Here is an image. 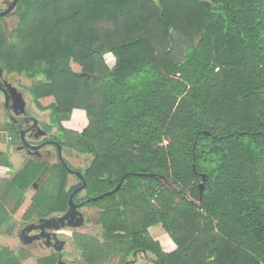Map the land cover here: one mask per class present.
I'll return each mask as SVG.
<instances>
[{"label":"trees","instance_id":"1","mask_svg":"<svg viewBox=\"0 0 264 264\" xmlns=\"http://www.w3.org/2000/svg\"><path fill=\"white\" fill-rule=\"evenodd\" d=\"M21 7L17 27L0 25V65L42 77L29 91L60 131L75 110L85 113L87 126L58 143L93 156L87 191L123 178L111 195L121 196L115 215L108 207L99 214L107 236L128 237L118 241L123 255L142 247L172 263L146 237L160 225L181 263L264 264V0H19ZM174 36L188 42L180 57ZM46 97L54 102L42 107ZM57 167V192L41 194ZM52 169L32 156L11 181L22 193L39 187L32 206L49 199L45 216L64 210L74 189L65 192L60 163ZM129 211L138 217L131 229ZM12 256L0 249V264Z\"/></svg>","mask_w":264,"mask_h":264},{"label":"rangeland","instance_id":"2","mask_svg":"<svg viewBox=\"0 0 264 264\" xmlns=\"http://www.w3.org/2000/svg\"><path fill=\"white\" fill-rule=\"evenodd\" d=\"M12 0H0V11L4 10L9 3ZM24 11V7H21L18 10H14L12 13H10L8 16H6L3 20L0 21V25L5 28L6 30H13L15 27L19 24V14ZM187 39L185 38H177L174 36L172 41V49L171 51L173 53L176 52V55L178 57L182 56V53L184 51V46L187 45ZM104 62L106 66L109 69H112L115 65V58L112 54L108 53L103 56ZM71 69L74 72H80V67L73 63H69ZM0 68L8 74L0 65ZM12 75V74H9ZM16 86L21 89L25 94L24 99L27 105V112L31 116H33L38 122H40V128L42 131H45L48 136H51L52 140H55L57 142H65L67 139H71L72 137H75V135L79 134L86 126H87V118L83 111L75 110L69 121H65L61 123V127L63 128V131H60L58 126L55 124H52L51 122V112L49 110H40L38 107V104L34 101L33 97L30 94L29 88L33 85L42 82L43 79L41 76H37L35 78H29L24 75H16L14 78ZM41 100L38 103L42 107H46L49 104L54 102V99L52 97H46L41 98ZM2 118V117H1ZM3 119V118H2ZM50 127V128H49ZM65 133V134H64ZM3 132H0V149H7L9 147V143H6L4 140ZM19 152L11 153V152H5L2 154L0 152V166L2 164L10 165L9 158L14 155L16 158V166L10 165L11 171L6 173V177L0 176V215L4 217H9L10 222L3 225V227L0 229V244L4 245L7 243V240L4 237V234L6 232L10 235V231H7L9 228H7L8 225L11 226L14 236L13 243L17 244L15 256L16 259L12 263L14 264H35L36 259L43 256V253L41 251H35L31 249V247L24 242H22L18 237V230L23 225H26L27 223L31 222L32 220L36 219V217L39 216H45L46 210L50 208L51 201L46 198H42V196L39 197L38 200V206L34 207L31 205L28 206L26 210L24 209V206L26 205L24 202L26 198L29 196H32L35 189H29L26 193L20 192L17 188H14L12 184L10 183V179L12 177V174L16 172V170L21 166L24 162H26L28 159L32 158L33 153L31 154V151H27L26 149H22L20 147ZM73 150V149H72ZM78 160L68 159L66 161L67 166L72 172L81 173L89 167L90 163L93 160V156L86 154V153H80L76 149L73 150ZM60 164L62 165L61 161ZM59 167H57L56 172L48 173L47 174V182L45 184L46 188L43 189L41 194L45 192H49L50 197H52L56 192L57 188L59 186V180L58 177L62 175L60 171L58 172ZM65 170V169H64ZM65 179H66V185H65V192L68 191L70 188H74L77 184H79V181L77 179V175L74 176L71 173H68L66 170L64 172ZM82 176V175H81ZM123 179V178H122ZM121 179V182L123 181ZM80 180V179H79ZM81 182V181H80ZM120 182V183H121ZM82 184V183H81ZM162 187L164 188H173L172 184H170L168 181L162 180L161 182ZM80 187V186H79ZM78 187V188H79ZM76 190V189H75ZM75 190H72L71 193H73ZM86 189L82 195H86ZM113 191L111 189V186L106 183H97L94 184L93 187L87 191L89 199H92L94 197H98L101 195H105ZM184 195L187 200H192V198L189 196L188 192L184 190ZM90 194V195H89ZM105 197V198H104ZM102 198H99L98 200L92 201L90 205L86 208L88 211H90L92 214L91 219L87 222H90L88 226H86L85 229H79L75 232L76 235H78V239H82L80 248L85 250L86 256L89 260H92L93 263H78V264H103V263H97L99 260H105L108 259L109 256L116 257L117 254H121L123 257H126L123 255V252H125V244H120L118 241L121 239H118L114 235H106L105 229L103 226L99 223L101 222L100 213L104 208L111 209L110 213H115L113 210V207L115 204L120 202L121 196L115 195V196H104ZM156 197H153L152 202H154ZM55 200V199H54ZM69 197L67 199L66 204H68ZM48 205V207H46ZM42 205L41 208H39ZM23 211V212H22ZM128 211V210H127ZM142 212V211H141ZM115 215V214H114ZM114 215L112 217H114ZM137 214L135 215L132 212H127V228L131 229L132 224L137 223ZM92 220V221H91ZM93 226V227H92ZM10 228V229H11ZM93 228V229H92ZM12 234V235H13ZM124 235V234H120ZM150 242L154 243L157 242L160 246L161 253L168 255V258L172 261V263L165 262L164 264H188V263H181V250H179V247L176 245V243L172 240V237L163 231L160 225H152L149 226L147 230V236H146ZM16 238V239H15ZM124 243H128L129 239L124 235L123 239ZM105 242L108 244H105ZM84 246V247H83ZM73 250V255L76 257L79 255V250L76 246H71ZM124 249V250H123ZM123 250V251H122ZM131 253V252H130ZM130 253L128 255H130ZM206 258L209 260L212 259L209 254L206 255ZM105 264V263H104ZM109 264V263H107Z\"/></svg>","mask_w":264,"mask_h":264},{"label":"flooded vegetation","instance_id":"3","mask_svg":"<svg viewBox=\"0 0 264 264\" xmlns=\"http://www.w3.org/2000/svg\"><path fill=\"white\" fill-rule=\"evenodd\" d=\"M11 76L12 75L6 74L3 71V81H0V128L6 130L7 132L9 131V133H11L13 136V140L19 147H22L20 142L21 133H23L25 141L33 146L40 145L45 142H54L59 144L57 141L52 140L51 136H48L45 131L41 130L40 122H38L37 126L34 127L32 119L35 118L31 116L29 112H27L25 99V105L22 107L16 93L11 91L10 87L5 86L4 81L8 83L12 82V87L20 90L22 92V96L25 94L16 86V84H14V78L11 82H9ZM60 146L61 156L65 163L68 159L78 160L72 149L64 145ZM26 150L29 151L28 149ZM32 153L34 157H38L43 161L49 162L50 171L53 170L52 168H55L57 163H60L57 149L52 143L43 146L39 152H31V154ZM81 175L83 176V174ZM77 179L79 184H77L73 190L81 186L79 177H77ZM116 186L112 190H114ZM85 189L86 188L74 195V205L72 208L66 204L64 210L53 212L46 216L36 217V219L19 228V239L25 244L29 245L31 249L35 251H41L43 253V256L39 259L47 261L53 260L55 264L93 263L92 260L87 258L85 250L80 248L82 247L80 245L82 239H78V235L75 234L77 230L85 229L86 226L90 225V222L87 221L88 219H91L93 214L86 209L92 201L87 202L89 198H86L85 195H82ZM45 218L54 219H52L49 223H46L48 228L42 230L39 226L44 224L42 220ZM80 223L82 226L77 227V225ZM32 224L34 225V228L31 230H26ZM142 240L143 239L141 238V242ZM105 244L107 243L105 242ZM73 245L79 250V255L76 257L73 255V250L71 248ZM97 263L160 264L155 254L145 250L142 247H136L132 249L130 255H127L126 257H123L121 254H117L116 257L109 256L108 259L99 260Z\"/></svg>","mask_w":264,"mask_h":264},{"label":"water","instance_id":"4","mask_svg":"<svg viewBox=\"0 0 264 264\" xmlns=\"http://www.w3.org/2000/svg\"><path fill=\"white\" fill-rule=\"evenodd\" d=\"M18 1H19V0H12V1L9 3V5H8L4 10L0 11V21L3 20L7 15H9L10 13H12V12L15 10L16 5L18 4ZM15 77H16V75L12 74L11 78L9 79V82H11L12 79L15 78ZM0 81H3V70H2L1 68H0ZM4 83H5V86H6V87H10V88H11V91H14V92L16 93L17 98H18V100H19L21 106L24 107L25 103H24V98H23V97H24L25 95L23 94V96H22V92H21L20 90H17L15 87H12V85H11L12 82H11V83H8V82H5V81H4ZM32 121H33V123H34V127H36L38 121H37L36 119H32ZM20 142H21V145H22V147H20V148H26V149H28V150L31 151V152H39V150H41V148H42L43 146H45V145H47V144H49V143H52V144L55 145V147H56V149H57V153H58L59 159H60V161H61V163H62L63 168H64L68 173L76 174V175L79 177V179H80V181H81V183H82L81 186H80L79 188H77L73 193H71V194L69 195L68 205H69V207L72 208V206L74 205V203H73V197H74V195H75L76 193H78L79 191L83 190V189L86 187V182H85L83 176H81V174L76 173V172H72V171L69 169V167L67 166V164L65 163V161L62 159V156H61V146H60L59 144H57V143H54V142H45V143H42V144H40V145H36V146L30 145L29 143H27V142L25 141V139H24V137H23V133L20 134ZM42 154H43V153H42ZM122 180H123V179H122ZM205 180H206V176H205V175H202V181H201V183H200L199 186H198V187H199V195H200V196H201V194H202V192H203V189H204V182H205ZM120 185H121V183H119V184L116 186V188H115L113 191H111L110 193L105 194V195H101V196H98V197H94V198H92V199H89L87 202L95 201V200H97V199H99V198H102V197H104V196L112 195L113 193H115V192L119 189ZM52 219H54V218H45V219H43L42 221L44 222V224H43V225H40L39 227H40L42 230L48 228L47 225H46V223H49ZM80 226H82L81 223L77 225V227H80ZM32 228H34V225H33V224H32L31 226H29L26 230H31ZM23 231H24V230H23Z\"/></svg>","mask_w":264,"mask_h":264},{"label":"crops","instance_id":"5","mask_svg":"<svg viewBox=\"0 0 264 264\" xmlns=\"http://www.w3.org/2000/svg\"><path fill=\"white\" fill-rule=\"evenodd\" d=\"M41 100H39V102H40ZM0 132H3L4 134H3V136H4V140H5V142L6 143H9L8 145H9V147L7 148V149H5V148H3V149H0V152L2 153V154H4L5 152H11V153H16V152H19V146L15 143V141L13 140V136H12V134L11 133H9V131L7 132L6 130H4V129H2V128H0ZM6 154V153H5ZM14 155H16V154H13L10 158H9V161L11 162L10 163V165H13V166H16V163H17V161H16V158H15V156ZM29 160V159H28ZM27 160V161H28ZM26 161V162H27ZM26 162H24L21 166H19V168L16 170V172L14 173V174H12V177H11V179H10V183L12 184V179L14 178V176L23 168V166L26 164ZM10 165L8 164V165H5V164H2L1 166H0V176L1 177H6V173L8 172H10L11 171V167H10ZM13 186V185H12ZM14 187V186H13ZM15 188V187H14ZM29 189H35L34 190V193L32 194V196H28L27 198H26V200H25V206H24V209H21V210H26L27 208H28V206L29 205H31L32 204V197H33V195L39 190V187L37 186V185H34L33 187H31V188H29ZM28 189V190H29ZM28 190H26L25 192H23V193H26ZM22 211V212H23ZM0 217L1 218H3V219H5L6 221H5V223H4V225L5 224H7V223H9L10 222V218L9 217H4V216H2V215H0ZM7 228H9L7 231H12V228H11V226L10 225H8L7 226ZM11 228V229H10ZM10 231V235L6 232V234H4V237H6L5 239L7 240V243H5L4 245H1L0 244V249H4L6 252H9V253H11L13 256V258H11V260H9V262L8 263H12L13 261H15V259H16V256H15V249H16V247H17V244L16 243H13V240H14V238H13V236H14V234H13V232H11ZM13 234V235H12ZM16 239V238H15ZM39 259V258H38ZM38 259H36V263L35 264H38L37 263V260ZM13 264V263H12ZM17 264V263H16Z\"/></svg>","mask_w":264,"mask_h":264}]
</instances>
